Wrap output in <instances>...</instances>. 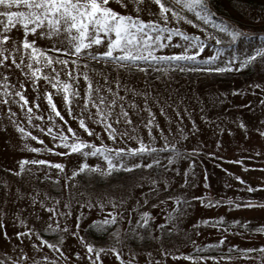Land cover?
Listing matches in <instances>:
<instances>
[{
  "label": "rangeland",
  "instance_id": "374dc122",
  "mask_svg": "<svg viewBox=\"0 0 264 264\" xmlns=\"http://www.w3.org/2000/svg\"><path fill=\"white\" fill-rule=\"evenodd\" d=\"M260 1L264 2V0ZM134 2L135 0H128L129 7L124 8L121 7L120 0H107L108 5L116 11L131 12L133 15H140L142 19H158L156 16L158 6L155 5L154 0H140L139 11L131 7ZM248 10L251 12H245L246 14L243 15H238L235 11L226 13L217 11V15L250 31L245 17L252 19L264 13L261 14V10L251 4L248 5ZM185 14L190 19H195L191 13ZM169 26L204 35L202 28L195 27V24H188L186 21L177 22L171 17ZM209 31L214 37L217 35L220 37L225 49L224 58L234 51L241 52L246 47H254L259 43V38L255 37H249L247 42L238 38L235 48H231L226 43L229 40L227 34H221L210 26ZM0 34L9 35L19 47L22 26L16 23ZM29 36L31 37V34ZM176 39L179 37L174 36L173 40ZM36 43L41 47L48 46L43 39H38ZM214 44L215 39H209L201 55L211 54ZM3 46L9 49L5 55L14 56L20 63V51L11 52L12 45L7 42ZM103 48V43L98 46L93 45L94 50H103ZM180 50L178 46L173 45L158 49L157 52ZM27 55L28 53L25 52L24 61L19 68L15 65L6 67L10 64V59L5 61V65H0V98L3 97L2 90L18 91L19 84L23 81L25 83L23 92L29 102L35 99L40 105L39 109H33L34 112L48 114L47 101L43 96L44 89L47 88L53 93L57 108L67 120V125H64L59 117H56L55 123L65 131L70 125L83 139L97 144L103 142L114 147L136 146V139L129 137H141L147 141L148 129L145 124L152 119L151 132L157 145L162 143L160 131L163 130L169 143L175 141L178 146L186 150L198 148L199 151L195 155L174 159L170 163L166 161L169 153H161L163 168L141 167L129 170L123 167L113 169L107 174L85 169L73 177L71 172L81 163L90 166L100 165L103 169L107 166L106 162L100 157L92 155L84 157L80 153L61 156L57 153L66 150L60 146H56L57 153L31 151L26 145L31 147H41V145L31 137H22L15 124H22L34 135L40 136L44 144L49 147L52 146L51 138L46 132L41 133L28 124L25 111L12 102L16 98L13 97L7 105L16 113L14 120L8 116L5 105L0 102V222H2L0 258L7 254L15 260L20 252H25L27 258L22 264H30L32 260H36L37 264H44L42 257L49 258L48 264H53L54 260L59 264H95L88 258L83 246L84 243H92L96 250H102L100 251L102 264H121L122 260L130 261L131 264H264V261L254 259L259 252H249V258H244L235 250L229 251V245H236L239 249H257L259 245L264 244V234L251 232L243 226L244 221H248L249 227L264 224V207H230L226 203L209 206L207 203L202 204L198 199L202 195H211L219 199L229 198L236 202L249 198L264 201V189H255V185L264 184V167H261L264 165V135H260L257 130H264V79H262L264 63L257 59L251 67L233 70L236 76L228 77L230 79L228 81L213 76L212 73L218 72L196 70L202 69L205 65H197L195 61L183 66L187 70L174 67L168 71H158L159 65L156 68L150 66L145 71L136 69L129 71L118 68L115 61L109 62L107 66L102 60L90 61L94 68V71L89 72L93 89L99 85L106 99H111L112 94L106 91V88L110 87L124 98L122 102L118 99L116 104L111 106L113 116L110 119L119 113L121 103L131 117V126L123 122V117L119 124L113 120L118 135L116 141H112L102 131V125L88 119V112L94 113V107L84 111L83 115L88 126L100 133L99 137L89 136L79 128L75 117L77 111L81 110L78 105H83L86 87L83 77H77L76 83L73 84L80 96L72 98L73 114L69 116L61 91L52 89L43 77H40L37 79L39 85L37 92L33 90L27 77L22 75V72L30 71L27 67ZM81 59L87 58L81 57ZM41 71L49 72L50 69L44 67ZM5 72L8 73L7 77L4 76ZM229 72L231 71L222 73ZM105 76L108 77L107 82ZM60 78H66L62 68ZM5 79L8 81L7 85L2 83ZM117 80L120 82L119 89L116 85ZM254 84H260L261 87L253 88ZM233 89L239 91L233 92ZM145 101H147L146 106ZM148 109L151 110V116ZM205 117L208 118L207 121ZM193 122L196 125L195 130L192 128ZM241 122L244 123L245 128L240 127ZM33 123H42L44 126L47 121L41 122L33 117ZM156 125H159V128ZM218 128H222L223 131H218ZM181 129L187 135L182 136ZM121 133L128 135L121 139L119 135ZM217 139L220 140L219 145L216 143ZM22 157H27L28 161L35 159L58 161L64 164V169L60 171L54 166L29 162L24 165V171L21 172L19 162ZM149 158H142L143 162L147 163ZM140 159L129 157L125 160V164ZM246 165L251 167L246 168ZM9 169L13 171L9 172ZM236 176L251 184L253 191H247L245 185L235 179ZM151 179L157 180L156 186L150 183ZM165 179L168 181L167 187L164 184ZM145 193L147 195H144ZM177 196L188 198L187 205H180L178 210L173 205V200ZM65 205L68 207L66 208ZM53 209L57 213H65V216H54ZM146 210H149L153 217L150 219L148 232L141 224H137L141 213ZM169 210L175 213L174 218L165 225L161 233L156 226L166 218L165 212ZM111 211H115L120 217L114 224L95 226L92 223L103 220ZM218 216L225 217L226 222L236 219L239 223L231 225V231H225L212 223L207 225L201 223L206 217ZM78 217L80 220L77 228ZM17 218L24 219L26 224H18ZM51 224H59L60 231L46 230ZM65 224L68 225L67 229L64 227ZM24 227L33 229L32 236L16 237L14 233L23 231ZM4 231L10 239H5ZM72 231L77 232L76 237L72 236ZM37 232L40 236L36 235ZM61 234L63 240L60 241V251L64 253L63 258L59 252L53 251L46 245L41 244L38 248L31 245L32 241L39 244L41 237L55 243ZM221 236L225 238L222 245L212 248L201 247L199 251L194 252L195 245H205L218 240ZM78 237H83V242ZM113 247L120 253L121 259L118 260L116 253L112 252ZM77 252L81 254L80 257L73 255ZM181 253L184 255H180ZM225 254L232 259L218 261L210 259L214 255L222 257ZM191 255H203L208 259L193 261L187 258Z\"/></svg>",
  "mask_w": 264,
  "mask_h": 264
},
{
  "label": "snow or ice",
  "instance_id": "6c2138e0",
  "mask_svg": "<svg viewBox=\"0 0 264 264\" xmlns=\"http://www.w3.org/2000/svg\"><path fill=\"white\" fill-rule=\"evenodd\" d=\"M155 5L158 6L156 16L158 19H142L140 15H133L131 12H119L110 7L107 0H0V33H4L10 29L14 24L18 23L22 26V35L19 38V47L16 45V41L11 40L7 34H0V65H5V61L10 59V64L15 65L17 68L21 66L24 61V53L27 52V67L29 72H22V75L26 76L31 82L33 90L39 92V85L37 79L43 77L48 85L52 89L61 91L63 93V102L66 106V111L69 116L73 114L72 98L80 96L79 91L73 87L76 83V78L82 76L86 87L83 96V105L79 106L80 111L76 113V120L79 128L82 129L89 136L95 135L99 137L100 133L95 132L94 128L89 127L86 123V118L83 115L84 111L94 107L95 112H88V119L94 121L96 124L102 125V131H104L108 138L112 141L117 139V131L113 126V120L116 124L120 123L121 117L123 122L129 126L132 125L131 117L128 115L125 107L121 103L120 111L113 116L112 105L116 104L119 99L123 101V97L119 96V92H114L112 88H106L108 93L112 94L111 99H106L103 92H101L99 85L95 89L92 87L90 71H94L90 61H104L107 66L109 62L115 61L116 65L120 69H127L131 71L136 69L139 71H145L148 67L157 68L158 71H168L170 68H180L181 70H187L184 65H187L190 61H195L197 65H205L202 69L205 72H222L243 70L246 67H251L259 59L264 63V15L257 16L252 19L245 17L248 25L258 27L256 30L246 31L244 26H238L237 24L230 23L227 19H221L217 15V10L213 3V0H154ZM121 7L128 8V0H120ZM247 5V0H229V8L235 11L238 15H243V9ZM140 0H135L131 5L133 9L139 11ZM15 9V10H13ZM185 13H191L195 19H190ZM170 14V16H169ZM170 17L177 22L186 21L188 24H195V27L202 28L204 35L190 33L176 26H169ZM209 26L212 29L218 30L221 34H227L229 40L226 42L229 47L235 48L238 38H242L247 42L249 37H255L259 35V43L254 47H246L241 52H232L226 58L223 57L225 51L223 43L220 37L213 36V33L209 31ZM31 34V37L29 36ZM177 36L179 39L173 40V37ZM38 39L45 40L47 47L38 46L36 41ZM209 39H215L213 51L209 55H201L205 50V46ZM10 43L12 45L11 52L20 51V63L17 62L14 56L5 55L9 51L4 47V43ZM104 44L103 50H94L93 45ZM178 46L181 50L176 52H157L158 49H164L169 46ZM51 53V54H50ZM63 53L64 55H58ZM86 57L87 59H81ZM35 65V66H33ZM71 65V66H69ZM60 66V67H58ZM47 67L49 72H42L41 69ZM61 68L65 73V79L60 78ZM8 73L5 72L4 76L7 77ZM107 82L108 77H104ZM264 79V77H262ZM2 83L7 85V79ZM117 89L120 87V82L116 81ZM25 83L22 81L19 84L18 91H3V97L0 98V102L5 105V111L9 117L15 119L16 113L11 108L7 107L10 100L14 97V101L22 111H25L28 124L32 128L38 129L41 133H47L52 141V146L49 147L44 144V141L40 136L34 135L33 132L28 131L22 124H15L17 131L22 137H31L33 140L38 141L41 147H30V150L35 153L52 152L57 153V147L60 146L66 151H60L57 154L63 156L68 153H80L84 157L89 155L97 156L106 162V168L101 169L100 165H88L87 163H81L74 171L71 172V176L75 177L78 172H82L85 169L90 171H98L103 174L111 172L113 169L127 167V169L136 168H152V167H164L161 165V153L167 152L169 155L166 157L167 162H172L174 159L181 157H187L195 155L199 151L198 148L186 150L182 146L174 141L169 143L167 137H165L163 130L160 131L162 143L157 145L155 138L152 136L151 127L153 120L149 119L145 124L148 129V140L145 141L141 137H129L130 139H136V146L119 147L104 144L103 142L97 144L91 140L83 139L78 133L69 125L66 128H62L55 123V118L59 117L60 121L67 125V120L62 115L61 111L57 108L56 103L53 100V93L47 88L44 89L43 96L47 101L48 114L34 112L33 109H39L40 105L36 103L34 99L31 103L27 96L24 94L23 89ZM260 84H254L253 88H260ZM239 89H233V92H238ZM95 97V98H93ZM147 101H145V106ZM134 106V105H133ZM163 111V109H161ZM151 116V110L148 109ZM33 117L38 121H47V124L42 126V123H33ZM207 117L205 120L207 121ZM159 128V125H156ZM241 128H245L243 122L240 123ZM193 130H195V122L192 124ZM135 131L134 127L132 128ZM260 135H264V130L257 129ZM181 135H187L180 130ZM218 131H223L222 128H218ZM231 132V129H229ZM123 139L127 136V133L119 134ZM216 143L219 145L220 140L217 139ZM214 155V153H209ZM129 157H139L133 163L125 164V160ZM144 157H150L147 163L143 162ZM32 163L36 165L54 166L56 169L62 171L64 164L60 162H53L46 159H35L28 161L27 157H22L19 162V170L24 171V165L26 163ZM251 167L249 165L245 166ZM264 167V165H261ZM166 170V168H165ZM12 172V169L8 170ZM237 181H241L245 185L247 191H253V186L243 181L240 176H236ZM150 183L156 186L157 180L151 179ZM165 187H167L168 181L164 180ZM255 189H264V184L255 185ZM30 195V194H29ZM144 195H147L145 193ZM172 199V197H169ZM202 204L207 203L209 206L213 204L226 203L230 207L245 206L248 208L264 207V201L259 199H246L240 202H236L229 198L219 199L212 197L211 195L199 197ZM35 202V201H33ZM147 203V201H145ZM161 204L163 201L160 202ZM188 198L177 196L173 200L174 207L179 209L180 205L186 206ZM91 207V205H89ZM103 205H101L102 207ZM155 206V205H154ZM67 208L68 206L65 205ZM54 216L64 217L65 213H57L52 210ZM175 213L171 210L165 212V219L156 227L161 230V233L165 229V225L174 218ZM120 217L115 211H111L107 217L103 220H96L92 223L95 226H107L114 224ZM153 217L148 211H143L137 220V224H141L145 231H150V219ZM51 219V217L49 218ZM80 217L77 218V228L79 227ZM17 223L25 225L24 219L17 218ZM201 223L205 225L212 223L217 227H222L225 231H231V225H237L238 220L233 219L231 221H225V217H206ZM243 226L248 228L251 232L264 234V224H259L256 227H249L248 221L243 222ZM65 229L68 225L65 224ZM0 228H2V222H0ZM46 230L48 231H60L59 224H51ZM169 231H171L169 229ZM33 229L24 227L23 231H17L14 233L16 237L32 236ZM72 236L76 237L77 232L72 231ZM40 236V233H36ZM119 235V233H117ZM137 235H139L137 233ZM5 239H10L6 231L3 232ZM83 242V237H78ZM224 237L221 236L218 240L209 242L205 245H195L194 252L200 250L201 247L212 248L222 245L224 243ZM63 240V234H61L55 243L49 242L47 239L40 238V243L35 241L31 242L32 247L38 248L41 244L46 245L53 251L59 252L63 258L64 253L60 251V241ZM118 243V241H117ZM84 249L88 254V258L94 261L95 264H102L100 261V251L94 248L92 243H84ZM237 251L244 258H249V252H259V255L254 259L257 261H264V244L258 246L257 249H239L236 245H229V251ZM112 252L116 253L117 259H121L120 253L115 247L112 248ZM73 255L80 257V253H73ZM180 255H184L181 253ZM27 258V253L20 252L17 259H13L11 256L5 254L3 258H0V264H22V261ZM190 260L204 261L208 259L203 255H191L187 257ZM213 261L220 259L230 260L231 256L225 254L221 256L210 257ZM44 264H48L49 258L42 257ZM30 264H37L36 260L30 261ZM53 264H59L57 261H53ZM121 264H131L130 261H121Z\"/></svg>",
  "mask_w": 264,
  "mask_h": 264
},
{
  "label": "trees",
  "instance_id": "16d2710c",
  "mask_svg": "<svg viewBox=\"0 0 264 264\" xmlns=\"http://www.w3.org/2000/svg\"><path fill=\"white\" fill-rule=\"evenodd\" d=\"M233 2H234V0H233ZM213 3H214L215 8H216V10L218 12H225L226 13V12L232 11L229 8V6H228L229 5V0H213ZM250 4L255 6L256 9L259 8L261 10V14L264 13V2L263 1H260V0H247V5L243 9V14L245 12H251L250 10H248V5H250ZM249 29H251L250 31L256 30L258 32V27H256V26L249 25ZM255 38H259V35L257 34V36H255ZM222 72L212 73V74H213L214 77H216L218 79H222V80L227 79L228 81H230V79H228V77H231V76L235 77L236 76V74H234V71H231L228 74H223Z\"/></svg>",
  "mask_w": 264,
  "mask_h": 264
}]
</instances>
